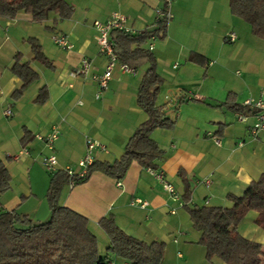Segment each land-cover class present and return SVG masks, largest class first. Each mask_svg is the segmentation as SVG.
Wrapping results in <instances>:
<instances>
[{"label":"crops","instance_id":"0c3cea01","mask_svg":"<svg viewBox=\"0 0 264 264\" xmlns=\"http://www.w3.org/2000/svg\"><path fill=\"white\" fill-rule=\"evenodd\" d=\"M66 1L74 9L63 20L54 12L41 22L24 11L13 18L0 17V161L10 176L9 189L0 194V208L32 222L49 218L46 192L51 175L41 163L50 150L36 135L44 137L56 129L57 168H76L86 137L105 147L94 152V160L111 162L146 119L137 104V91L147 63L133 72L115 65L98 98L95 81L78 73L82 58L89 60L93 73L106 66L107 57L96 41V23L119 12L136 33L155 25L156 10L165 2ZM169 9L164 34L147 40L145 46L152 45L155 70L161 77L155 103L173 122L170 128L150 133L163 150L156 170L174 187L178 200L149 168L132 161L120 186L116 179L94 171L72 188L64 185L59 203L87 218L101 254L108 238L98 221L111 215L126 234L147 244L162 243L161 264H226L217 257L207 259L198 243L201 232L193 228L186 206L230 207L227 194L243 195L248 184L264 174V132L253 137V115L240 121L229 107V101L241 106L246 98L264 93V38L252 34L249 24L231 12L229 0H171ZM54 32L65 34L70 48L55 44ZM231 32L236 36L233 41L228 38ZM31 37L40 43L48 64L34 58L26 41ZM17 55L37 78L13 99L11 94L21 83L11 71ZM41 88L46 97L38 103ZM8 106L12 114L7 116ZM187 190L189 200L184 202ZM136 199L147 205L133 204ZM256 216L249 210L237 230L264 250V228L255 223ZM106 260L129 264L115 256Z\"/></svg>","mask_w":264,"mask_h":264},{"label":"trees","instance_id":"16d2710c","mask_svg":"<svg viewBox=\"0 0 264 264\" xmlns=\"http://www.w3.org/2000/svg\"><path fill=\"white\" fill-rule=\"evenodd\" d=\"M229 6L235 16L249 24L252 34L264 38V0H229ZM166 8L164 2L162 9ZM73 9L66 0H0V17L13 18L17 12L24 11L35 22L46 19L49 12L56 13L60 20L67 19ZM164 30L165 22L161 21L136 33L110 30L109 42L118 62L133 68L148 64L137 91V104L145 112L146 119L135 128L119 158L111 162L94 160L83 178H75L76 183L87 180L94 171L120 180L132 161L145 168L157 169L163 150L151 139L150 133L156 128H170L173 122L155 103L161 77L156 73L155 59L145 43L150 37L163 35ZM26 41L34 58L48 64L38 40L31 37ZM11 71L21 80L11 94V98L17 99L37 74L27 62L21 63L18 55ZM45 97L46 90L41 88L35 101L43 103ZM229 107L236 113H252L249 108L230 101ZM67 182L66 172L57 170L51 173L46 192L49 218L44 222H32L16 211L0 208V264H99L109 256L129 264H161L162 243L147 244L126 234L111 215L98 221L108 238L105 252L101 254L87 218L59 203L61 190ZM9 187V173L0 161V194ZM227 199L232 203L230 207L186 206L193 228L201 232L198 243L204 247L207 259L217 257L226 264H264L261 244L246 239L237 230L238 223L249 210L257 212L255 223L264 228V174L252 180L243 195L227 194ZM183 200H189L188 190Z\"/></svg>","mask_w":264,"mask_h":264},{"label":"built area","instance_id":"2783aa9c","mask_svg":"<svg viewBox=\"0 0 264 264\" xmlns=\"http://www.w3.org/2000/svg\"><path fill=\"white\" fill-rule=\"evenodd\" d=\"M171 0H165L167 3V8L165 10L157 9L156 10V20L161 22H166L170 19L171 13L169 9V3ZM95 28L97 30V36L96 41L98 44L99 52L102 53L107 57V63L104 68V70L101 73H93L90 71L91 64L89 60L86 58H82L80 62V67L78 69V73L84 77H88L91 80L95 81L97 85V92L95 93V97L98 98L102 91L107 87V83L109 79L112 76V71L115 65H118L119 68L124 72H133L134 68L128 66L125 63L118 62L117 55L113 52L112 45L109 42V32L112 29H119L127 33H133V30L128 26L127 24V18L125 15L119 13V12H112L107 20L105 22H98L95 25ZM235 34L231 32L228 35V38L230 41H233L235 39ZM53 42L63 48H70V44L68 43L67 37L65 34L61 32H54L51 36ZM154 37H150L148 39L151 40ZM152 45L148 44V49L152 50ZM242 106H245L252 110V115L254 117V121L250 126V133L253 137H256L261 132H264V93H261L257 97H248L242 102ZM5 115H11V109L8 106L4 110ZM237 118L240 121H245L247 119V114L243 113H237ZM58 133L56 129L51 130V132L44 137L41 135H36V138L43 140L45 145L49 148L50 152L41 158V163L43 167L48 172H55L57 170H62L66 172L68 175V182L67 185L69 188H72L76 182L75 178H83L87 172V167L94 161L93 154L97 149L104 150V145L99 142L98 140L92 138V137H86L85 139V151L83 157L78 161L77 167L72 166H65L60 169L57 168L58 161L55 153L53 152L54 143L57 140ZM216 144H219V140H215ZM149 172L154 175L156 178H158L162 184V187L168 192V194L171 196V198L174 201L178 200L177 193L174 189V187L163 181L161 172L150 169ZM205 182H207V179H205ZM117 186H120V180H117L116 182ZM133 204H138L140 207H145L147 205L146 201H142L139 199H136L132 202ZM173 210H171L172 212ZM114 262L112 260H106L103 262H100L99 264H113ZM126 264V263H124Z\"/></svg>","mask_w":264,"mask_h":264}]
</instances>
